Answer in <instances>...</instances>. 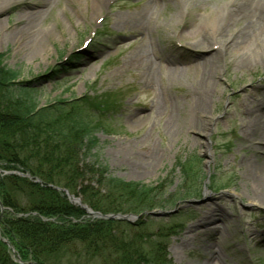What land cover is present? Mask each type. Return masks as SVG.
I'll list each match as a JSON object with an SVG mask.
<instances>
[{
  "label": "rangeland",
  "instance_id": "obj_1",
  "mask_svg": "<svg viewBox=\"0 0 264 264\" xmlns=\"http://www.w3.org/2000/svg\"><path fill=\"white\" fill-rule=\"evenodd\" d=\"M92 1L0 0L3 63L18 70L19 81L30 83L39 106L62 101L61 112L87 117L97 139L93 151L111 175L144 184L166 177L167 192L182 198L150 210L146 229L169 234L175 264H264V200L254 199L243 176L245 160L264 165V150L253 154L240 127L257 104L253 100L264 102V63L232 71L224 58L233 52L224 53L211 102L199 115L207 130L188 126L195 115L187 109V92L208 56L205 48L189 44L197 37L214 39L216 27L223 26V9L244 0H109L95 11ZM147 10V32L117 28L118 19ZM241 26L230 22L222 30L232 40ZM23 28L40 35L32 51ZM259 32L254 41L263 44L264 28ZM76 50L81 52L73 57ZM136 52L152 61L147 69L128 62ZM239 52L260 55V50ZM58 62L67 68L53 75ZM175 103L181 108L171 113ZM169 117L172 123L165 128ZM129 145L135 154L120 152ZM48 263L86 264L69 255Z\"/></svg>",
  "mask_w": 264,
  "mask_h": 264
},
{
  "label": "trees",
  "instance_id": "obj_2",
  "mask_svg": "<svg viewBox=\"0 0 264 264\" xmlns=\"http://www.w3.org/2000/svg\"><path fill=\"white\" fill-rule=\"evenodd\" d=\"M66 66L57 65L53 75ZM18 77L0 53V264H14L2 240L20 264H49L68 255L86 264H175L169 234L146 229L150 215L143 212L174 205L182 196L167 192L166 177L144 184L111 175L93 151L97 139L87 117L61 112L62 101L39 106L31 97L35 89ZM54 187L102 215H142L133 223L96 218Z\"/></svg>",
  "mask_w": 264,
  "mask_h": 264
},
{
  "label": "bare ground",
  "instance_id": "obj_3",
  "mask_svg": "<svg viewBox=\"0 0 264 264\" xmlns=\"http://www.w3.org/2000/svg\"><path fill=\"white\" fill-rule=\"evenodd\" d=\"M109 0H93L91 7L95 10L101 9ZM224 19L221 24L222 27H226L230 22L240 21L242 26L240 31L231 40V33H225L222 27L217 26L218 32L215 33L214 39H208L204 36L197 37L194 41L190 42L189 46L192 48H205L208 51L207 57H205L200 63L201 73L196 81L195 86H192L191 90L187 92V96L190 99L187 104V109L194 113L195 117L192 118L188 126L193 128L197 132H204L207 130V123L205 120H200L199 115L206 113V108L211 102L212 96L215 92V83L213 77L219 71V60L224 53L233 52L230 57H225V66L232 71L237 69L247 70L251 66H255L258 63H264V43H260L258 40L254 41V38L260 33V29L264 28V0H244L241 3H233L223 9ZM151 11L147 10L143 13H137L133 16H127V18L118 19L117 28H128V30H141V33L147 32L151 28V21H149ZM23 32L26 33V46L31 51L37 46L40 41V35L37 32L26 31L23 28ZM27 33H29L27 35ZM243 50L249 55L255 54L260 50V55L256 58H250L245 53L239 52ZM131 64H137L144 69L152 64V61L146 57L144 52H136V54L128 60ZM175 67L173 70H177ZM247 99H241L240 107L243 111L246 110L244 102ZM257 103L251 110L247 111L249 120L244 121L240 127L244 135L245 141L249 142V149L252 153L263 149L264 150V102L254 101ZM181 106L175 103L171 106L172 109H176ZM172 118L169 117L168 121L164 123V127L169 126ZM132 146L121 149L120 152L129 154L133 152ZM150 152H154V148H150ZM243 176L250 181L253 188L254 199L261 203L264 200V165L253 164L250 159L245 160V168L243 169Z\"/></svg>",
  "mask_w": 264,
  "mask_h": 264
},
{
  "label": "water",
  "instance_id": "obj_4",
  "mask_svg": "<svg viewBox=\"0 0 264 264\" xmlns=\"http://www.w3.org/2000/svg\"><path fill=\"white\" fill-rule=\"evenodd\" d=\"M78 52H81V50H79ZM14 174H18L21 176H26V174L20 173V172H12ZM37 181V180H36ZM57 190L62 191L66 197L69 199V201L75 205H78L80 208H82L86 213L93 215L95 217H99V218H111V219H121V220H126L128 222H131L135 219H137L139 215H134V214H128V215H121V214H107L105 216H102L99 212H95L93 210H91L89 207H87L85 204L81 203L80 199L78 197L73 196L72 194H69L66 189L64 188H57L55 187ZM148 214H152V212H148ZM159 214H166V212H162L160 211Z\"/></svg>",
  "mask_w": 264,
  "mask_h": 264
}]
</instances>
